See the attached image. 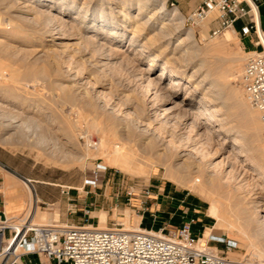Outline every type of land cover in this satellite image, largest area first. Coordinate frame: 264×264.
<instances>
[{
    "label": "rangeland",
    "instance_id": "obj_1",
    "mask_svg": "<svg viewBox=\"0 0 264 264\" xmlns=\"http://www.w3.org/2000/svg\"><path fill=\"white\" fill-rule=\"evenodd\" d=\"M78 5L81 8L82 1L78 2ZM93 6H95V3L91 4V7ZM166 6L168 10L178 7L181 13V19L179 20L182 22L181 31L178 33L179 36L171 39L169 45V50L172 52L176 45L187 37L186 33L190 29L194 31V41H191V44H195L200 49H203V54L201 53L199 58H209L212 54L205 53V48L210 46V44L212 45L221 41L219 44L223 46L224 51L222 50V52L218 54L214 53L210 59L215 61L218 68L215 70L213 76L226 84L225 92L232 94V101L247 102V105H242L239 108L230 105L228 111L232 112V115L227 116L226 125L228 127H236L241 117L240 113L248 110V107L251 112L257 114L256 119L261 123V125H259V127H261L257 130V133L259 132L260 134H256L255 144L257 143L256 146H259L258 149L260 152H254V156L263 165L264 170V121L260 118V115H258V111L246 100L241 85V76L244 68L248 60L253 57L255 53L249 51L243 37L238 34L235 29H226L219 36L212 35V30L215 27L213 19L216 17V13L199 23L189 21V16L197 8L196 0H166ZM121 9L122 7L117 8V13L120 12ZM35 11L36 12H22L17 10L16 7H12L8 2H0V90L8 88L12 75L19 72L22 74L23 72L26 73L29 68L43 69L49 74H47V78H42L43 75H39L37 72H32L26 77L21 76L19 84H23V86L27 85V88L22 87L13 91L14 93H11L13 96L8 93L0 92V165L4 166L0 167V169L12 172L20 179L19 181L13 176L12 178L10 177V181H12V185H10L14 190H22L29 199L28 187H30L36 196L33 209L31 208L32 202L29 199L23 211L9 214V217H18L21 215L27 217L32 213L33 221L37 224H56L59 226L88 225L98 227L100 225V212L105 211L107 212L108 227H126L133 230L138 229L140 226L141 229L160 233L162 229H160L158 225L148 227L146 224H140L141 214H144V211L147 213L148 207L157 203L158 200H162L167 189L174 191L177 188L179 196L191 193L199 200L201 199L204 206L203 211L208 210V208L210 210L211 198L216 199L219 205V212L222 214L225 213L228 216H233L232 219L235 218L234 215L238 206L237 202L240 200L237 194L248 196L247 200L250 203V206L248 205L250 213L253 219L256 220V209L254 207L255 202L259 199L258 196L255 195L256 192L260 191L258 186L252 188V184L245 191L243 190L242 193L241 191H237V187L240 186V183L242 184L244 182L242 180L245 173L242 172L241 175H238V173L240 174V172H238L235 174L237 176L236 179L233 177L231 179L228 174L231 169L230 167H242L240 166V160L230 158L232 142H224L222 137H218L214 141H207L205 136L199 135L206 132L205 129L199 131L197 135H195V132L191 133V137L196 139L198 143L197 147H200V150L207 151L206 154H210L204 157L202 152L191 149L189 151H193L194 153L191 152L193 153L191 154L192 156H189L187 163H184V165H180L183 163L184 158L181 159L179 153L174 150L172 151L173 153L171 152L172 154L162 155V164L151 166L156 168L153 169V174L149 176H144L142 173L130 175L115 168L118 167L117 165L107 162V160L109 161L111 158L110 156L117 153L118 149H112L113 154L104 151L97 152V147L102 139L105 138V140H109L112 144H116L117 147H122V143L124 144L128 141V139L122 135H116V139L115 136H113L114 133L111 128L113 123L111 122L115 120L118 123L115 118L117 116L120 118L121 116L124 117V113L127 110L123 105L124 103H122L123 101H119V97H116L118 93L124 90L131 93L137 92L141 96L143 95L141 88H139L138 83H136L139 82L136 76L140 74L138 72L141 68L148 64L149 58L155 54V51L153 50L152 52H147L145 55H141L134 47H129L128 39L132 37V32L128 30L126 38L119 46L114 44L111 46L115 48V50L117 48L116 54L119 55L118 53H120L119 60L124 62L123 65H120L122 63H119V61L106 68H95L90 64L87 58L88 55L85 56L86 58H83V56L77 52L78 46L66 48L59 47L52 53H46L45 50L47 48L54 49L56 46L51 43V38L46 36L43 32L44 30H42L45 24L44 19L46 21L45 16L43 17L42 14H39L40 12L36 9ZM53 11L55 13L59 12L57 8L53 9ZM137 12V6L135 5L131 8V13L136 15ZM75 15L76 11H62L59 14V17H62L63 20L66 19L64 21H67L69 27L71 26L69 31L72 33H76L79 30L78 22L74 19ZM146 18L147 17H145V19ZM85 23H90V21L87 19L83 23V26ZM160 27L159 25L150 35L155 36V34H158ZM230 30H234L235 32L232 33V40L226 43L224 37L226 32ZM243 34L242 32V35ZM72 41L76 42V39ZM91 47V49H93L94 46ZM73 54L75 55L72 56ZM177 55H179V53H177ZM76 61H78V63ZM165 61L166 59L163 57L158 60L155 69L150 73L152 79L157 76L162 64H165ZM171 68L179 70V64L173 63ZM193 71L194 68L189 66L186 75L190 76ZM6 77H9L7 78L9 82L4 81ZM36 83L38 85H35ZM143 83L146 84L144 81ZM181 83V88L177 91L172 103H167V105L161 108L162 116H164L163 114H165V108L167 106H173V102L178 101L188 87L191 86L193 88L194 86L193 84H188L187 78H183ZM76 84L83 88L86 96L82 93L78 94L77 91H75ZM166 84H168V81L163 82L161 87H165ZM62 85H64V88L61 87ZM161 87L158 93L160 96L158 98L165 99L167 97L163 94ZM65 93H70L75 98L72 104H67L64 101L63 97ZM202 94L203 91L199 90L196 97L201 98ZM150 96V99H154L155 91H153ZM160 99L155 100L157 106L160 103ZM218 101L219 100L213 101L212 106L220 108ZM60 105H62V107ZM67 108L71 111L70 116L71 118L73 117L72 119L77 125L75 128L76 135L73 136L69 143L66 138L62 137L63 135L59 130V128L66 127L64 118L67 120L69 117L64 111L65 109L67 110ZM187 108L189 110H195L196 106L187 105ZM8 111L13 114L15 113V116L17 114L19 123L21 122V118L27 115L37 120L39 126L33 125L29 120L30 124L29 121H27L28 123H23V125L21 124L19 128L20 131L17 129L15 133L13 128H8L7 126L11 124L10 119L12 118L7 116ZM225 112H227L226 109H224V113ZM114 114L117 116H113ZM113 117L115 118L113 119ZM171 119V124H175L177 121L176 117L175 119L174 117ZM193 121V119L189 120V124ZM12 124L16 123L12 122ZM189 130L190 128L186 130L187 133ZM138 133L139 132L136 131V135L134 136V138L136 137L135 139L140 137ZM60 138H63L61 140L62 143L60 140L58 141ZM65 143L67 147L65 152L67 154L60 151L61 146ZM74 150L75 153L77 152L75 155L79 157H72L74 153L72 154L71 151ZM129 151H131V148L126 151L121 161L123 166L124 164H126L125 166L130 165L134 162L135 157H138L137 154H142L141 151ZM67 155L70 158H68ZM167 167H172L174 170L172 175L167 172ZM207 167H221L220 169L217 168V170H219V172L225 171V174L229 170L226 174V177L228 175L229 179L224 177L222 185L216 189L217 191L210 192L209 187H207L208 191L205 190L202 192L199 187L201 183L194 182L195 176L201 177L202 179L205 178ZM244 167L249 166L245 165ZM188 170H190V173ZM258 172L260 173V169L255 172L256 175L253 176V182L264 184V174H259ZM186 173L187 175H191L193 180L192 177L189 176V178H191V181H189L190 179H187L188 176ZM179 178L187 179L188 182L185 184L186 186L176 183V179ZM164 184H166V187L163 190ZM80 188H83V190ZM249 190H251L250 193H248ZM148 192H150V194H148ZM175 193L176 192L172 193L171 197H174ZM251 195L254 196L251 197ZM169 200L171 201V198H169ZM174 217L176 216L174 215ZM230 224V221H223V219L221 221L214 217V223H212L208 229H205V234L203 233L201 238L199 237L200 245L208 248V246L212 244L211 242H218L210 241V236H217L214 234L215 229L213 230L212 227L215 225L216 228H220L234 237L236 239L234 242L239 243L241 254L236 261L243 263L250 259L255 264H264V256L259 257L260 254H251L255 250L253 248L254 250L252 251L251 241H249L251 238L247 237V234H245L243 230L232 227ZM176 228H178L176 225H171L169 229H164L163 234H168L170 230ZM206 233L208 235L210 233V236H206ZM217 237L226 239L225 236ZM204 238L207 239L206 243V239L202 241ZM218 243L225 244L227 248L226 242ZM213 251H216V249H213ZM220 254L224 255L221 252Z\"/></svg>",
    "mask_w": 264,
    "mask_h": 264
},
{
    "label": "bare ground",
    "instance_id": "obj_2",
    "mask_svg": "<svg viewBox=\"0 0 264 264\" xmlns=\"http://www.w3.org/2000/svg\"><path fill=\"white\" fill-rule=\"evenodd\" d=\"M80 1H82L81 8L78 5V2ZM0 2L1 3L8 2L9 4L12 5V7H16L17 10L22 12H32V11L36 12L35 11L36 9L37 11L40 12V13L38 12L39 14H42L43 17L45 16L46 21L44 19L45 24L43 22L44 29L42 28V30H44L43 32L45 33L46 36L51 38L50 39L51 43L56 46L54 49L47 48L45 50L46 53L49 52L52 53L56 51V48L59 47L66 48L70 46H78L77 52L80 53L83 56V58L88 55L87 58L89 59L90 64L93 67L106 68L107 66L120 61L119 60L120 53H118L119 55H117L116 54L117 48L115 50V48H112L111 46L113 44L119 46L120 43L126 38V33L128 30H131L132 32V37L128 39L129 47H134V49H136L141 55H145L147 52L150 51L152 52L154 50L155 54L149 58L148 64L146 66H143L141 70L138 72L140 74L139 75L137 74L138 76H136V79H138V81L140 82V83L139 82L136 83H138V87L141 88L143 95L141 96L137 92L131 93L125 90L118 93V96L116 95L117 96L116 98L119 97L118 98L119 101L120 100L123 101L122 103H124L123 105L124 107H126L127 110L125 111V113L123 112L124 117L121 116L120 118L117 115L116 117L115 114L113 115L116 117V118L113 117V119L115 118L118 121V123L115 120L111 122L113 123V125L115 124L114 126L113 125L111 126L112 131L114 133L113 136H115L116 139L117 138L116 135H122L126 137L128 141H126L124 144L121 142L122 147H117L116 144H112V142H110L109 140H105L104 138L98 145L97 152L104 151L107 153H112L113 151L112 149L114 148L118 149L117 153H115L113 156H110L111 158L108 157L110 159L109 161L107 160V162H111L112 164L117 165L118 167L115 168L130 175H136L137 173H142L144 176H149L153 174V169L156 168L151 166L162 164L163 163L161 159L162 155H168L173 150L179 153L181 159L184 158L183 163L180 165H184V163H187L189 156H192L191 154H193L194 152L189 151L191 149L196 150L198 152H202L204 157L205 156L207 157L208 154L210 153L206 154L207 151L205 152L204 150H200V147H197L198 143L196 139L191 137V133L193 132H195V135H197L199 131L205 129L206 132H204L202 135L201 134L199 135L205 136L207 141H214L218 137H222L224 142L226 141H228L229 143L232 142L230 158L240 160L241 163L240 166L242 167L233 166L230 167L231 168L230 171L228 170L229 172L228 171L227 172L231 179L232 177L236 179L237 176L235 174H237L238 172H240V174L238 173V175H241L242 172L245 173V175L243 176L244 178L242 180L244 182L242 184L240 183V186L237 187V191H241V193L243 192V190L245 191L252 184H253V186H251L252 188L258 186V189L260 191L256 192L255 195H257L259 199H257V201L255 202V207L253 206L256 209V220L253 219V216L250 213V208H249L250 203L247 200L248 196H243L241 194L239 195L237 194V197L240 200H238L237 202L238 206L236 209V213L234 215L235 216L234 219H232L233 216L230 215L228 216L225 213L222 214L221 212H219L218 202L216 199H212V198L210 200L211 207L209 213L216 219H219L221 221L222 219L223 221L224 220L230 221L231 222L230 225L232 227H236L243 230L244 233L247 234V237L251 238V240L249 241H251L250 243L252 245V251L255 249L254 252L251 254L252 255L260 254L261 256L259 255V257L264 256V184L263 183L257 184L256 182L255 183L253 182L254 180L253 176L256 175L255 172H257L258 169H260V173L258 172L259 174H264L263 165L254 156V152H260L258 149L259 146L258 147L256 146L257 143L255 144V141L257 137L256 134L258 135L259 133V132L257 133V130L258 128L261 127V126L259 127L261 123L256 119L257 114L255 112H251V110H249L248 107L247 108L248 110L240 113L241 117L236 127H228L226 125L227 116L232 115V112L228 111L230 105L231 106L234 105L239 108L242 105H247V102L232 101L233 100L232 94L229 92H225L226 84L213 76L215 70L218 68L216 66L215 61L210 59L214 53L218 54L222 52L223 46L219 44L221 41L219 43H215L212 45L210 44V46L205 48L206 49L204 50L205 53L212 54L209 58L207 57L199 58L203 49H200L195 44H191V41H194L193 40L194 31L193 29H190L186 33L187 37L181 40L176 45L173 52L169 50L171 39L179 36L178 33H180L181 31L182 22L179 21L181 19V13L179 8L175 7L172 10H168L166 6V0H33V1L0 0ZM94 3L95 6L91 7V4ZM135 5L137 6V10H138L136 15L131 13V8L134 7ZM119 7H122V9L120 12L117 13V8ZM55 8L59 10L58 12L59 14L62 11L65 12L76 11V15L74 19L78 22V26H79L78 32L72 33L71 31H69V29H71L70 28L71 26L69 27L67 21L66 22L64 21L66 19L63 20L62 17H59L58 13H55L53 11V9ZM145 17L147 18L145 19ZM87 19L90 21V23H85V25L83 26V23ZM159 25L161 27L160 30L158 31V34H155V36H151L150 35L151 32L157 29ZM229 29H234V28H229ZM234 32H235L234 30H230L226 32L224 37L226 43L232 40V33ZM75 39L76 42H73L72 40ZM91 46H94L95 48L93 47V49H91L92 48ZM177 53H179V55H177ZM74 55L75 54H73L72 56ZM162 57L166 59L165 64H162L157 76L154 79H152L150 73L155 69L156 65L158 64V60L161 59ZM76 62L78 63V61ZM119 63H122L120 65L124 64L123 61L122 62L120 61ZM173 63L179 64V70H174L171 68V65ZM189 66H192L194 68V71L191 73L190 76L189 75L187 76L186 71ZM32 72L34 73L37 72L39 75L40 74L43 75L42 78L43 77L47 78V76L49 75L43 69L29 68L26 73L23 72L22 74L19 72L16 73L15 75H12V77H10V82L7 80V78L9 77H6L4 81L9 82L8 88L2 89L0 90V92L8 93L9 95L13 96L11 94L13 91H16L22 87L27 88V85L23 86V84H19V81L21 80L20 77L29 76ZM183 78H187L188 84L194 85L193 88L191 86L188 87L185 90V92L180 96V99L178 101L173 102L174 103L173 106H167L165 108L166 112L165 114H163L164 116H162L161 108L167 105V103H172L177 91L181 88V84H182L181 82ZM143 81L146 82V84H144ZM165 81H168V84H166V86L162 88L161 86ZM35 85L38 84L36 83ZM76 85L77 86L75 88V91H77L78 94L82 93L83 95H85L83 88L81 86H78V84ZM33 87L35 88L34 85ZM61 87L64 88V85H62ZM160 87L161 90H163V94L167 98L165 99L158 98L160 96V94H158ZM199 90L203 91L201 98L196 97V94ZM153 91H155V98L150 99L151 97L150 94H152ZM63 99L67 104H72L75 98L70 93L69 94L65 93ZM159 99H160V103H159L160 105L158 104L157 106L155 100H159ZM216 100H219L218 105H220V108H216L212 106V102ZM187 105H194L196 106V108L195 110H189L187 108ZM60 106L62 107V105ZM224 109H226L227 112L224 113ZM64 112L68 115L69 118L67 120L64 118L66 127L59 128V130L63 135L62 137L66 138V140L69 143V141L73 138V136L76 135L75 128L77 125L75 124V121H73L72 119L73 117L71 118L70 116L71 111L67 108V110L65 109ZM171 114H175V115H171ZM258 115H260V113ZM7 116L12 118L10 119L11 124L9 125L6 124V125L8 126V128H13L15 130V133L17 129L19 130L21 124L23 125V123H28L27 121L29 120L33 125L39 126L37 120H35L33 117H28L27 115L21 118L20 123L18 122L19 117L17 116V114L15 116V113L13 114L8 111ZM173 117L174 119L175 117L177 119L175 124H171L172 121L171 118ZM191 119H193L194 121L189 124V120ZM12 122L16 124H12ZM188 128H190V130L187 133L186 130ZM136 131L139 132L138 134L140 136L137 139H135L136 137L134 138V136L136 135ZM62 139L60 138L58 139V141L60 140L61 142ZM129 148H131V151L129 152L141 151L142 154H137L138 157L136 156L134 162L131 163L130 165L125 166L126 164H124L123 166V164H121V161L123 160L125 153ZM65 149H67L66 143L61 146L60 151L64 153L66 151ZM71 153L72 154L74 153L72 157L77 156L75 155L77 153V152L75 153V150L71 151ZM68 158L70 157L68 156ZM245 165H248L249 167H244ZM217 168L220 169L221 167H207L204 179L198 176L194 177L195 183L197 182L201 183L199 187L201 188L202 192L207 190V187H209L210 192L211 191L213 192L218 187H221L224 177L229 179L228 175L226 177L227 172L226 174L224 173L225 171L219 172ZM190 170H188L189 173ZM173 171L174 170L172 169V167H167V172L170 175L174 173ZM187 176H188L187 179H190L189 181H191V178H189V176L191 175H187ZM187 179L185 178L176 179V183L180 185L182 184L185 185L188 182ZM28 189H29L28 190L29 199L32 202L31 208L33 209L34 207L33 204L35 203L34 201L36 199L35 198L36 196L34 191L30 187H28ZM80 189L83 190V188ZM250 191L251 190H249L248 193H250ZM253 196L251 195V197ZM99 218H100V225L94 228L97 229L109 228L107 226V212L101 211ZM126 229L130 230L128 228ZM210 233L209 235L206 234V236L208 235L209 237ZM199 245H200V240H199ZM235 264H255V263H253L250 259H248L247 262H243V263H239L235 261Z\"/></svg>",
    "mask_w": 264,
    "mask_h": 264
},
{
    "label": "built area",
    "instance_id": "obj_3",
    "mask_svg": "<svg viewBox=\"0 0 264 264\" xmlns=\"http://www.w3.org/2000/svg\"><path fill=\"white\" fill-rule=\"evenodd\" d=\"M250 11L243 0H203L188 19L199 23L216 13L212 35L219 36ZM250 30L246 26L243 33ZM241 85L245 98L264 121V51L248 60ZM193 224L190 220L163 234L164 229L157 233L140 226L127 230L117 226L97 229L88 225L36 224L32 213L6 217L0 219V264H17L22 255L30 253L68 264H235L220 252L199 245ZM210 241L226 242L227 249L237 245L217 236H210Z\"/></svg>",
    "mask_w": 264,
    "mask_h": 264
},
{
    "label": "crops",
    "instance_id": "obj_4",
    "mask_svg": "<svg viewBox=\"0 0 264 264\" xmlns=\"http://www.w3.org/2000/svg\"><path fill=\"white\" fill-rule=\"evenodd\" d=\"M203 0H196V7H198ZM251 11L248 16L238 20L235 24V31L240 34L245 45L249 51L259 53L264 51V0H243ZM251 27V30L245 35H242L244 27ZM0 167H4L0 165ZM17 178L12 172L0 169V219L9 218V214H15L23 211L26 207L28 197L21 190H14L10 181V177ZM13 180V179H12ZM20 181V179L17 178ZM7 184H11L10 186ZM7 185V186H6ZM166 184L163 185V190ZM8 189V190H7ZM174 197L171 194L174 193ZM181 196V197H180ZM177 188L172 191L167 189L162 200H158L152 206L147 208V213L141 214L140 224H146L148 227L159 226L160 229H169L171 225L181 227L185 222L194 220L192 225L193 234L196 237H202L205 229H208L214 223V217L210 215L209 208L203 211L204 206L201 199L191 193L180 195ZM171 198V201L169 200ZM146 214V215H145ZM174 215L176 217H174ZM159 219V220H158ZM214 234L217 236H225L227 240L236 239L227 234L220 228L212 226ZM176 228V229H178ZM175 230V229H174ZM205 234V233H204ZM207 234V233H206ZM206 238L202 239L204 241ZM207 239L205 240L206 243ZM210 243V242H209ZM209 249H216L217 252L223 253L228 259L236 261L240 257L239 243L235 248L227 249L225 244L218 242H211ZM238 262V261H236ZM17 264H68L66 262L59 263L53 259H49L43 255L36 253L22 255Z\"/></svg>",
    "mask_w": 264,
    "mask_h": 264
}]
</instances>
